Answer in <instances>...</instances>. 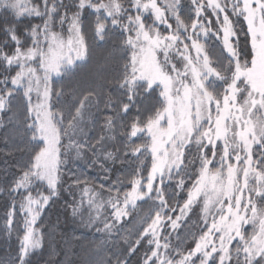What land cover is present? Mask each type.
Returning a JSON list of instances; mask_svg holds the SVG:
<instances>
[{
  "label": "snow or ice",
  "instance_id": "1",
  "mask_svg": "<svg viewBox=\"0 0 264 264\" xmlns=\"http://www.w3.org/2000/svg\"><path fill=\"white\" fill-rule=\"evenodd\" d=\"M0 157V264H52L64 194L79 264H264V0H0Z\"/></svg>",
  "mask_w": 264,
  "mask_h": 264
},
{
  "label": "trees",
  "instance_id": "2",
  "mask_svg": "<svg viewBox=\"0 0 264 264\" xmlns=\"http://www.w3.org/2000/svg\"><path fill=\"white\" fill-rule=\"evenodd\" d=\"M39 22V21H34ZM88 42L92 44L93 52L90 58L86 62L77 61V67L73 69V73L65 76L63 80V86L66 90H71L84 81L96 79L99 76H108L110 77L115 70L114 57L118 55L113 52V46L111 43L104 42H92L91 37L89 36ZM209 44H212L213 41H208ZM138 103L142 107H148L151 104L155 103V99L151 97H141L138 100ZM95 112V110H93ZM110 114V113H104ZM103 124L102 117L98 118L96 127L88 132L89 136H94L100 132L101 126ZM15 161L12 158L0 157V169L11 167ZM126 167V166H125ZM116 171L113 173V178L115 175L123 171L120 168L119 164L115 166ZM89 177H96V170L89 169L87 170ZM2 199V197H0ZM70 199L67 194H64L60 199L56 200L51 206L47 209L45 213V221L49 225H55V233H49L50 240L49 243L55 249L56 255L51 257L52 264H68L69 261H72V264H79L78 257L74 253H82V247L90 246V241L93 238L94 230H88L83 227L79 219H73L70 214V210L65 206V200ZM78 199V197H77ZM85 216L87 215V204L84 205ZM247 231H251V226H246ZM48 232V229H45ZM73 233L79 237L82 234L84 235V240L73 241L71 239ZM98 239L99 236L97 235ZM67 241V242H65ZM12 245L15 246V239L12 240ZM6 244L3 239L2 234H0V254L3 253ZM48 246L44 252L38 253L33 257L34 264H46L49 260L47 255Z\"/></svg>",
  "mask_w": 264,
  "mask_h": 264
},
{
  "label": "rangeland",
  "instance_id": "3",
  "mask_svg": "<svg viewBox=\"0 0 264 264\" xmlns=\"http://www.w3.org/2000/svg\"><path fill=\"white\" fill-rule=\"evenodd\" d=\"M246 227V226H245Z\"/></svg>",
  "mask_w": 264,
  "mask_h": 264
}]
</instances>
